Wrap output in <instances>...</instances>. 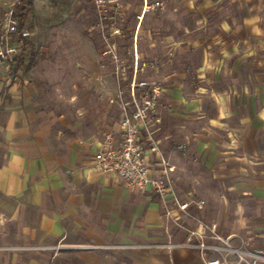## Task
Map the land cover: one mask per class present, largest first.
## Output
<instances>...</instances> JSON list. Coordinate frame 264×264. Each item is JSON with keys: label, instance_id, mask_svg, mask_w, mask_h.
<instances>
[{"label": "crops", "instance_id": "obj_1", "mask_svg": "<svg viewBox=\"0 0 264 264\" xmlns=\"http://www.w3.org/2000/svg\"><path fill=\"white\" fill-rule=\"evenodd\" d=\"M162 1L159 34L143 44L169 66L156 78L159 149L145 161L157 176L172 169L193 214L263 244L264 0ZM21 71L0 62V264H200L195 250L152 246L186 233L150 186L95 169L104 135L121 141L120 105L87 115L75 80L45 97Z\"/></svg>", "mask_w": 264, "mask_h": 264}, {"label": "built area", "instance_id": "obj_2", "mask_svg": "<svg viewBox=\"0 0 264 264\" xmlns=\"http://www.w3.org/2000/svg\"><path fill=\"white\" fill-rule=\"evenodd\" d=\"M90 1L96 20L93 28L98 31L103 42L101 68L106 70L108 63L114 66L116 87L114 96L109 95V101L118 103L121 107V141L116 144L112 132L104 135L94 155L95 169L116 173L130 188L146 189L150 186L161 199L166 221L186 233L181 241H168L152 246L195 250L200 255V264H261L264 262V243L258 245L252 237L246 235H224L219 231L217 222L205 221L193 214L190 202L181 200L174 190L172 169L165 166L162 174L157 176L145 161L148 149L152 152H158L159 149L153 133L155 124L160 122L159 108L163 91L162 84L157 79L147 77V73L150 69L158 73L164 63L161 59H145L139 42L146 18L162 9L164 2L140 0V9L135 13L136 23L130 29L120 24L126 19L125 15L131 5L129 0ZM0 26L3 29L2 41L7 42L12 35L15 36L13 44L5 49L0 46V61L12 60L22 51L25 46L24 37L29 33L26 28L21 33L18 31L14 8L5 14ZM126 38H131V45L124 51L126 57H123L118 41ZM204 204L205 200L200 199L197 206L202 208ZM261 237L264 238V230ZM54 248H60V245Z\"/></svg>", "mask_w": 264, "mask_h": 264}, {"label": "rangeland", "instance_id": "obj_3", "mask_svg": "<svg viewBox=\"0 0 264 264\" xmlns=\"http://www.w3.org/2000/svg\"><path fill=\"white\" fill-rule=\"evenodd\" d=\"M129 2L131 5L125 15L126 19L120 24L132 29L136 23L135 13L141 1ZM24 4V0H0V23L11 8H14L17 14L20 12L19 5ZM157 12L149 16L146 24L144 23L147 30L142 32L139 42L143 56L148 60L161 59L158 57L159 53L144 52L145 45L143 47L145 40L155 41L159 34L157 26L160 23L153 19L159 14ZM95 22L94 7L90 0H34V9L26 20V29L29 33L27 37L30 42L24 46L28 58L27 67L21 71L24 77L36 83L45 97L60 94L59 88L61 89L63 78L68 81L75 80L79 97L77 107L87 108L85 113L91 116L100 114L105 103L118 106L117 103L109 101V95L114 96L116 87L114 66L108 63L106 70L101 68L103 42L98 31L93 28ZM2 31L0 26V46L5 49L13 44L15 36L12 35L7 42L2 41ZM130 39L118 41L123 57H126L124 51L131 45ZM11 61L10 59L0 61L3 70L9 71ZM164 68L167 70L169 66L164 64ZM158 74L150 69L147 77L156 79ZM94 81L101 82L100 85H104L105 90L101 91L96 87ZM62 87L65 91L61 92L70 91L68 85L62 84ZM94 94L101 99L95 103L89 102L90 96ZM60 104L68 106L65 102Z\"/></svg>", "mask_w": 264, "mask_h": 264}, {"label": "trees", "instance_id": "obj_4", "mask_svg": "<svg viewBox=\"0 0 264 264\" xmlns=\"http://www.w3.org/2000/svg\"><path fill=\"white\" fill-rule=\"evenodd\" d=\"M25 4L20 6L19 5V10L16 14V17H18V31L21 33L24 31L26 27V20L29 16V14L33 11L34 9V0H24ZM18 6V4H17ZM24 43L25 46L28 45L30 42L28 40V37H24ZM27 55H26V50L25 47H23L22 51L18 53L11 61V68L13 70H19L24 67H27Z\"/></svg>", "mask_w": 264, "mask_h": 264}]
</instances>
